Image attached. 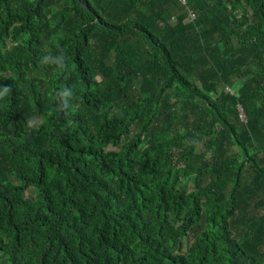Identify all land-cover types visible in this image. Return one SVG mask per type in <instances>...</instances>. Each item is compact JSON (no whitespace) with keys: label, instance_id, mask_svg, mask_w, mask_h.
<instances>
[{"label":"trees","instance_id":"1","mask_svg":"<svg viewBox=\"0 0 264 264\" xmlns=\"http://www.w3.org/2000/svg\"><path fill=\"white\" fill-rule=\"evenodd\" d=\"M4 88L0 264H264V0H0Z\"/></svg>","mask_w":264,"mask_h":264},{"label":"clouds","instance_id":"2","mask_svg":"<svg viewBox=\"0 0 264 264\" xmlns=\"http://www.w3.org/2000/svg\"><path fill=\"white\" fill-rule=\"evenodd\" d=\"M41 62L45 65H54L60 70L66 69V57L64 53L61 51L59 55H45L42 57ZM10 93V88H4L0 90V99L4 98L6 95ZM70 95L69 90L63 89L61 90L60 97L66 98ZM66 102V101H65Z\"/></svg>","mask_w":264,"mask_h":264},{"label":"built area","instance_id":"3","mask_svg":"<svg viewBox=\"0 0 264 264\" xmlns=\"http://www.w3.org/2000/svg\"><path fill=\"white\" fill-rule=\"evenodd\" d=\"M179 1L182 4L185 3V0H179ZM188 18H189L190 21H192L194 19V15H193V13L191 11H188ZM226 90L231 93L229 88H226ZM237 110H238V117H239L240 121L241 122H245L246 118H245V115H244L243 110L241 109V107L239 106L237 108Z\"/></svg>","mask_w":264,"mask_h":264},{"label":"rangeland","instance_id":"4","mask_svg":"<svg viewBox=\"0 0 264 264\" xmlns=\"http://www.w3.org/2000/svg\"><path fill=\"white\" fill-rule=\"evenodd\" d=\"M209 96H211L212 99H216V95L213 94V93H209ZM173 164H174L175 166H178V165L180 166L178 160H177L175 157L173 158ZM29 194H33V192L30 191Z\"/></svg>","mask_w":264,"mask_h":264}]
</instances>
